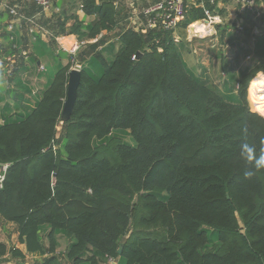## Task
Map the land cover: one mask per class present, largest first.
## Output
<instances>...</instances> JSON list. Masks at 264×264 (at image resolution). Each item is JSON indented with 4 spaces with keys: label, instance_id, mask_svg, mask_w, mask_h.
I'll return each mask as SVG.
<instances>
[{
    "label": "trees",
    "instance_id": "16d2710c",
    "mask_svg": "<svg viewBox=\"0 0 264 264\" xmlns=\"http://www.w3.org/2000/svg\"><path fill=\"white\" fill-rule=\"evenodd\" d=\"M79 8L94 20L84 25L61 11L53 37L85 42L121 29L119 47L101 36L77 53L80 82L59 135L69 62L56 65L32 109L4 118L0 217L16 225L28 253L50 255L42 264H60L63 239L69 264H264V172L245 179L239 156L245 125L248 141L264 146V118L248 103L249 94L255 106L250 82L264 72V35L237 74L218 53L224 76L216 81L206 66L185 67L191 50L172 32L124 28L116 0H79ZM202 19L190 8L182 28ZM44 46L37 39L19 66L49 56Z\"/></svg>",
    "mask_w": 264,
    "mask_h": 264
},
{
    "label": "crops",
    "instance_id": "0c3cea01",
    "mask_svg": "<svg viewBox=\"0 0 264 264\" xmlns=\"http://www.w3.org/2000/svg\"><path fill=\"white\" fill-rule=\"evenodd\" d=\"M140 1L144 0H134L131 4V8L133 10L130 12L131 17H129L126 21L124 20V28L128 29L130 25L134 24V19L132 18V13H134L137 9H142L149 4L147 3L145 6L140 4ZM9 2H12L13 4H16V8L19 11L20 20L19 22L14 21L10 14L8 13L7 9H4L0 7V52L1 51H7L11 54H2L0 53V57L2 56H9L13 53L20 52L21 49H25L30 58L33 55L32 51L34 50V46L36 45L37 39L43 42V44L48 48L49 52L51 53L49 56L43 55V53H37V58L39 61L36 63L30 62V58L28 61L24 62L21 66H18L16 69L17 72L15 75L12 76V78L5 79L3 75H0V125L3 123L4 118L8 116L9 114L14 113H25V111L30 110L34 107L35 102L38 100V95L41 89L44 87L48 80L47 76V68L54 69L57 64L61 65H67L68 64V53L66 52V46L70 44L73 40L76 39L74 35H66L62 38V45L64 44L65 49L61 48V46L58 43L57 38H61L60 35H54V37L49 38L43 36L46 35V31L49 33L50 30H48L44 24V22H41L39 18H43L45 21H49L52 23L51 20L54 15L58 14L59 12L70 13L71 15H75L78 20L83 21L84 25L89 24L94 20V17H87L84 16L83 12L79 8V0H56L53 2L52 8L42 13L40 16L38 15L36 9L33 6V3L31 0H0V3L12 7ZM137 4V5H136ZM142 6V7H141ZM34 8V10H33ZM57 10L59 12H57ZM218 16L221 18L222 22L224 23L223 26L217 27V35L216 38H219L218 32L219 29L222 32L223 39H228L227 37L229 35H234V39L232 42L227 40L228 49H225L224 52H218L221 53L223 57L226 59V63L229 64L231 67L234 68V73L237 74L242 69L247 67L248 65L252 64L253 60L251 61H245V57L240 56V49L243 50V48L249 47L251 44L253 37L260 36L264 32V27L259 26L258 21H253L249 17L245 18L244 23V30L241 34H234L233 32L227 31L230 28V22L232 25L235 24L237 21L236 18L233 17L232 21L231 16L234 13V4L232 0H220V8L216 10ZM37 21L46 31L44 33L39 31H34L36 33L31 34L29 31V25L30 21H34V23ZM227 21V22H226ZM230 21V22H228ZM71 20L67 21V26L71 25ZM11 24V30H8V26ZM42 28V29H43ZM211 29V28H210ZM115 30L110 33H102V36L104 37H110L109 40H106V44H113V51H116L119 47L118 42V31ZM184 30V28L180 27L176 32L175 36H177L180 39L179 31ZM211 31V30H210ZM187 32V31H186ZM12 35V38H7L6 35ZM54 34V33H53ZM51 34V35H53ZM254 35V36H253ZM60 36V37H59ZM37 38V39H35ZM13 42V43H11ZM223 43V40L221 41ZM93 44V43H91ZM12 46L11 49L9 47ZM44 46V47H45ZM244 46V47H243ZM243 47V48H241ZM100 49V48H99ZM12 50V51H10ZM200 50L199 48H195L192 46L191 51L196 54V51ZM236 50V52H234ZM14 51V52H13ZM200 52V51H199ZM200 54V53H199ZM197 55V54H196ZM198 56V55H197ZM238 57L237 63L235 62V58ZM218 56L215 55L213 59L205 65L208 67V70L210 68V73L214 74L216 77L214 80L218 81L219 78L223 75H217L218 74ZM85 61H88V58L85 59ZM216 62V63H215ZM215 64H217V68H215ZM259 64V62H257ZM195 66L198 67L201 65L199 64L198 60L194 63ZM42 66V70L39 68ZM220 73V72H219ZM264 73V72H263ZM224 76V75H223ZM7 92H9V95L6 96ZM64 240V239H63ZM63 240L60 241V249L58 250V262L60 264H69L65 261L63 257V252L65 250V242L63 243ZM0 241L4 243L7 247V253L0 257V264H42L46 258H49L50 255L44 254L40 255L38 253H28L25 246L23 244H20L18 241V232L17 227L15 224L4 221L0 217ZM62 243L64 245V249L62 247ZM13 250H19L24 257H14L11 253ZM61 257V258H59Z\"/></svg>",
    "mask_w": 264,
    "mask_h": 264
},
{
    "label": "built area",
    "instance_id": "2783aa9c",
    "mask_svg": "<svg viewBox=\"0 0 264 264\" xmlns=\"http://www.w3.org/2000/svg\"><path fill=\"white\" fill-rule=\"evenodd\" d=\"M33 6L35 7L38 15L49 11L53 2L56 0H31ZM234 4V13L231 16V20L234 18L237 19L234 25L231 24L230 28L227 30L233 32L234 34H241L244 30L245 18L249 17L253 21H258L260 24L261 21H264V0H232ZM0 7L7 9L8 13L14 21L20 20L19 11L16 7H8L0 3ZM190 8L199 9L204 14V19L198 20L191 24L186 25L185 31L190 32V27L195 23H205L211 28V33L206 34L207 37H216L217 27L223 26L221 18L218 16L216 10L220 8V0H159L155 3L149 4L148 6L137 9L132 13V18L134 19V24L130 25V29H134L140 32L142 35H145L148 31L152 30H161L164 32H172V36L175 42H178L180 39L175 36V32L182 27L186 21V15ZM57 12H59L57 10ZM43 22V18H39ZM30 21L29 31L31 34L36 33L34 31H39L44 33L46 30L37 22ZM40 22V21H39ZM227 22V21H226ZM43 28V29H42ZM8 30H11V24L8 26ZM49 38L52 39L53 35L47 32L45 33ZM192 34V33H191ZM197 35V34H194ZM256 35V34H254ZM253 35V36H254ZM61 38H57L61 48L65 49L62 38L66 35H60ZM59 36V37H60ZM99 35L95 39L88 41H78L77 39L73 40L70 44L66 46V52L70 56L69 63L71 65V70L80 71L81 63L76 59L77 53L85 44L95 43L100 37ZM219 39V38H218ZM254 39V38H253ZM252 39V41H253ZM224 49H228L227 39H223V43L220 42ZM252 43V42H251ZM68 47V48H67ZM244 47V46H243ZM241 47V48H243ZM244 49V48H243ZM236 52V50L234 51ZM28 52L25 49H21L20 52L13 53L9 56L0 57V75H3L5 79H9L14 75L15 70L18 68L19 63L22 59H27ZM135 59V56L132 57ZM251 56L247 55L245 61H250ZM42 70V66L39 67ZM250 85V84H249ZM249 90V86H248ZM248 92V91H247ZM249 95V94H248ZM9 168V164L0 163V189L3 186L5 179V174ZM110 264H114L110 261Z\"/></svg>",
    "mask_w": 264,
    "mask_h": 264
},
{
    "label": "rangeland",
    "instance_id": "374dc122",
    "mask_svg": "<svg viewBox=\"0 0 264 264\" xmlns=\"http://www.w3.org/2000/svg\"><path fill=\"white\" fill-rule=\"evenodd\" d=\"M133 1L134 0H116V3L118 4L121 23L124 22V20L126 21L129 17H131L130 12L133 10V8H131V4L133 3ZM152 2H154V0H144L142 2L140 1V4L145 6L147 3H152ZM9 3L12 7H16V6H14L16 4H13L12 2H9ZM34 8H33V10H34ZM51 20L54 22L55 19L52 18ZM259 26L264 27V21H261ZM52 27H53V23H52L51 27H49V29L46 27L48 30H50L49 32L51 34L54 33L52 30ZM179 35H180L181 43L186 45L190 50H191L192 46L194 47V49L195 48L200 49L197 51L195 50L196 54L198 56L191 51L189 53L188 59L184 60L185 67L188 69H191L192 71L197 70V66L194 65V63L197 62V60H198L199 64L205 65V64H208L213 59V57L218 54V52H224L225 51V49L222 47L219 39L216 37H210V36L207 37L205 35L203 37L200 35H194V34L188 33L184 30L179 31ZM263 35H264V32H263ZM43 36L48 37V35H44V34H43ZM253 38H254L253 42L251 43L252 45L244 48L240 54L241 57H245L247 55L251 56V61L254 58L255 44H256L257 36L255 35ZM109 39H110V37L108 36L106 40H109ZM85 45L87 46V44H85ZM84 46L79 50V52L82 51L84 53V50L86 49ZM87 64H89V61L87 62ZM215 68H217V64H215ZM53 74H54V69L48 67L47 68V76L50 78ZM249 93L253 99L254 104H256L257 101H256L255 97L253 96V94L250 91H249ZM248 103H249L250 111L252 113H256L259 116L264 118L263 114L255 111V109L264 110V108H260L257 104L255 105L256 106L255 107L252 104V101L250 100L249 95H248ZM61 127H62V125L58 124L57 135H59L61 133ZM232 218L234 220L235 227L242 231V224H241L240 220L238 219V216L235 213H233ZM62 247L64 249V245H62ZM59 258H61V257H59Z\"/></svg>",
    "mask_w": 264,
    "mask_h": 264
},
{
    "label": "clouds",
    "instance_id": "9594fccd",
    "mask_svg": "<svg viewBox=\"0 0 264 264\" xmlns=\"http://www.w3.org/2000/svg\"><path fill=\"white\" fill-rule=\"evenodd\" d=\"M239 156L249 165V167L243 171L245 179H252L258 173L264 172V146L260 147L258 150L254 144L248 141L247 125L242 128Z\"/></svg>",
    "mask_w": 264,
    "mask_h": 264
},
{
    "label": "bare ground",
    "instance_id": "6f19581e",
    "mask_svg": "<svg viewBox=\"0 0 264 264\" xmlns=\"http://www.w3.org/2000/svg\"><path fill=\"white\" fill-rule=\"evenodd\" d=\"M210 27L205 23H195L190 27L192 34L203 36L211 33ZM249 91L253 94L260 108H264V73L257 74L250 82ZM255 104V105H256Z\"/></svg>",
    "mask_w": 264,
    "mask_h": 264
},
{
    "label": "water",
    "instance_id": "95a60500",
    "mask_svg": "<svg viewBox=\"0 0 264 264\" xmlns=\"http://www.w3.org/2000/svg\"><path fill=\"white\" fill-rule=\"evenodd\" d=\"M65 14V11H64ZM138 54L137 56H139ZM80 82V72L77 70H71L68 73L67 88H66V100L63 104L62 113L60 116L59 124H63L69 118L77 94V89ZM122 246L119 247L118 254L121 253Z\"/></svg>",
    "mask_w": 264,
    "mask_h": 264
}]
</instances>
